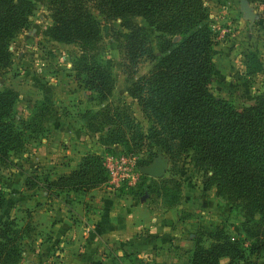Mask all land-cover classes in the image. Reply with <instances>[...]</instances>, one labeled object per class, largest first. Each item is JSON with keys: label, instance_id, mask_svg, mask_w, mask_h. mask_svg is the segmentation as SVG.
<instances>
[{"label": "trees", "instance_id": "16d2710c", "mask_svg": "<svg viewBox=\"0 0 264 264\" xmlns=\"http://www.w3.org/2000/svg\"><path fill=\"white\" fill-rule=\"evenodd\" d=\"M203 0H46L50 24L49 39L78 46L73 64L82 88L103 102L110 94V78L96 61L99 45V19L119 20L123 28L122 54L133 62L147 38L141 18L152 28L160 55L146 75L125 88L134 98L148 125L142 128L126 110L108 117L111 127L106 133L110 144L130 149L149 142L166 153L172 142L174 153H183L195 167L209 169L207 186L214 194L238 207L248 220L242 230L249 239L244 248L241 240L229 238L215 227L207 234L204 246L193 240L188 264H256L250 256L264 251V89L252 104L235 108L216 98L209 90L213 72L214 39L206 24ZM32 4L29 0H0V69L10 63L9 41L28 25ZM99 17V19L97 18ZM178 40L173 42L172 38ZM254 71L262 65L253 53ZM16 93L0 90V166L11 164V157L23 152L29 139H36L51 118L48 99L34 102L23 117L14 112ZM127 108V107H124ZM44 125V126H43ZM105 169L95 154H85L77 166L41 186L47 196L59 192H86L105 181ZM37 182L25 180L26 188ZM54 191V192H52ZM178 191L171 197L176 200ZM4 203V186L0 184V208ZM177 201L174 203L176 204ZM172 207V205H169ZM257 219L252 220L253 215ZM30 231L27 224L17 225L14 217L0 221V264H16L23 250L20 241Z\"/></svg>", "mask_w": 264, "mask_h": 264}, {"label": "rangeland", "instance_id": "374dc122", "mask_svg": "<svg viewBox=\"0 0 264 264\" xmlns=\"http://www.w3.org/2000/svg\"><path fill=\"white\" fill-rule=\"evenodd\" d=\"M29 1L32 9L27 28L8 43L10 63L0 69V90L8 88L16 93L14 112L17 117L27 115L34 102L46 98L51 118L39 137L29 139L23 152L10 158L11 164L0 166V184L4 186L0 221L8 215L15 218L17 225L27 224L30 228L20 241L23 253L16 264H57L56 237L51 235L56 198L47 196L41 184L44 178L51 180L64 170L76 167L85 154L97 155L102 164L116 160L117 153L133 160L129 176L110 182L105 173L102 184L83 192L87 199L92 196L88 192L97 188L124 199L142 198L143 205L154 211L172 205L176 216L187 221L191 245L195 239L208 245L207 234L219 227L229 238L241 240L245 248L249 239L242 226L248 218L238 207L215 195L213 185L207 186L209 169L195 167L187 155L174 153L172 142L169 143L172 153H166L146 141L126 149L106 139L107 131L112 128L108 117L114 113L126 110L142 128L148 125L136 100L128 96L125 88L146 75L160 55L152 28L143 19L135 18L134 23L143 28L147 42L134 61L129 62L121 51L124 30L119 20L103 22L97 17L99 45L95 59L109 75L111 85L110 94L101 102L92 92L83 89L81 78L75 76L73 64L79 53L78 46L47 37L50 17L46 0ZM203 1L215 51L209 90L237 109L252 104L264 89V69L254 71L247 54L253 53L262 65L255 45L259 40L264 41V0H245L252 14L249 18L240 11L238 0ZM172 40L176 42L178 37ZM158 156L165 160L162 175L141 174L138 168L152 164ZM25 180L37 182L36 187L26 188ZM173 190L178 191L176 200L171 197ZM58 196L59 201L64 202L72 197L67 204L69 208L76 202L88 203L83 201L79 191H63ZM255 219L256 214L252 220ZM249 258L256 264H264V251Z\"/></svg>", "mask_w": 264, "mask_h": 264}, {"label": "crops", "instance_id": "0c3cea01", "mask_svg": "<svg viewBox=\"0 0 264 264\" xmlns=\"http://www.w3.org/2000/svg\"><path fill=\"white\" fill-rule=\"evenodd\" d=\"M255 46L264 69V41ZM105 191L96 188L88 192L89 199L82 193L88 203L70 208L72 197L64 202L56 196L51 235L56 237L57 264H188L191 234L175 210L154 211L142 198L124 199ZM221 260L226 263L221 258L219 264Z\"/></svg>", "mask_w": 264, "mask_h": 264}, {"label": "built area", "instance_id": "2783aa9c", "mask_svg": "<svg viewBox=\"0 0 264 264\" xmlns=\"http://www.w3.org/2000/svg\"><path fill=\"white\" fill-rule=\"evenodd\" d=\"M133 160L125 158L117 153V159L103 163L104 169L107 173L110 182L122 180L129 176L130 168L133 166Z\"/></svg>", "mask_w": 264, "mask_h": 264}, {"label": "water", "instance_id": "95a60500", "mask_svg": "<svg viewBox=\"0 0 264 264\" xmlns=\"http://www.w3.org/2000/svg\"><path fill=\"white\" fill-rule=\"evenodd\" d=\"M238 2H239V9L243 13L244 17L245 18L251 17L252 14L249 8L247 7L246 1L238 0ZM164 162L165 160L162 157L158 156L154 159L152 164L144 167H139L138 169L140 173L143 175L150 177H159L163 173Z\"/></svg>", "mask_w": 264, "mask_h": 264}]
</instances>
